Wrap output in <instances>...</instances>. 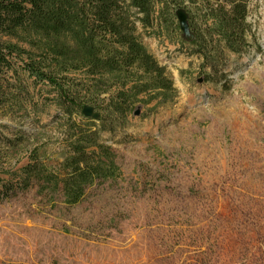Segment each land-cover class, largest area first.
<instances>
[{"label":"rangeland","instance_id":"1","mask_svg":"<svg viewBox=\"0 0 264 264\" xmlns=\"http://www.w3.org/2000/svg\"><path fill=\"white\" fill-rule=\"evenodd\" d=\"M247 22L246 52L216 72L181 30L137 24L173 99L144 97L125 126L100 132L115 176L78 205L36 180L25 187L35 149L53 166L66 157L55 93L31 84L36 119L0 111V264H264V0H250Z\"/></svg>","mask_w":264,"mask_h":264},{"label":"trees","instance_id":"2","mask_svg":"<svg viewBox=\"0 0 264 264\" xmlns=\"http://www.w3.org/2000/svg\"><path fill=\"white\" fill-rule=\"evenodd\" d=\"M249 2L0 0V35L29 47L0 43V111L17 109L36 119L42 111L30 86L38 84L55 93L47 100L64 112L65 159L53 166L45 146L35 149L23 170L25 187L36 180L62 194L69 206L80 204L88 189L115 176V156L101 143L100 132L125 126L144 97L160 104L173 99L174 84L140 41L137 24L154 34H171L172 27L180 30L176 12L184 10L194 41L183 45L216 72L229 55L246 52ZM85 106L100 119L84 117ZM5 194L0 190V201Z\"/></svg>","mask_w":264,"mask_h":264},{"label":"water","instance_id":"3","mask_svg":"<svg viewBox=\"0 0 264 264\" xmlns=\"http://www.w3.org/2000/svg\"><path fill=\"white\" fill-rule=\"evenodd\" d=\"M176 16L179 22L180 30L182 32L183 40L191 43L194 41V35L190 30L189 26V17L187 13L180 9L176 12ZM82 114L86 118L93 119L95 121H98L100 119V114L95 111V109L91 106H85L82 110Z\"/></svg>","mask_w":264,"mask_h":264}]
</instances>
